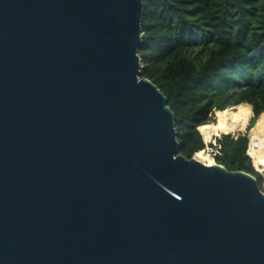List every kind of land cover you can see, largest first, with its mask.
<instances>
[{"label":"water","instance_id":"obj_1","mask_svg":"<svg viewBox=\"0 0 264 264\" xmlns=\"http://www.w3.org/2000/svg\"><path fill=\"white\" fill-rule=\"evenodd\" d=\"M143 12L0 0V264H264V193L178 154Z\"/></svg>","mask_w":264,"mask_h":264},{"label":"trees","instance_id":"obj_2","mask_svg":"<svg viewBox=\"0 0 264 264\" xmlns=\"http://www.w3.org/2000/svg\"><path fill=\"white\" fill-rule=\"evenodd\" d=\"M141 76L167 98L178 154L188 160L206 145L199 127L215 111L248 104V131L264 113V0H144ZM248 135L216 140V164L263 179L248 155Z\"/></svg>","mask_w":264,"mask_h":264},{"label":"bare ground","instance_id":"obj_3","mask_svg":"<svg viewBox=\"0 0 264 264\" xmlns=\"http://www.w3.org/2000/svg\"><path fill=\"white\" fill-rule=\"evenodd\" d=\"M252 115L253 109L248 104L233 106L218 112L217 121L199 127V132L206 144L213 143L215 138L221 135L237 137L241 132L248 130ZM251 131L248 155L253 160L255 168L259 172H264V113L260 115ZM194 159L208 167L216 164L206 151H200Z\"/></svg>","mask_w":264,"mask_h":264},{"label":"rangeland","instance_id":"obj_4","mask_svg":"<svg viewBox=\"0 0 264 264\" xmlns=\"http://www.w3.org/2000/svg\"><path fill=\"white\" fill-rule=\"evenodd\" d=\"M217 115H218V111H215L214 114H213V116H212V119H211L210 123H208V124L215 123V122L217 121ZM251 133H252L251 130L248 131V130L246 129L244 132H241L240 134H242V135H246V134H247L248 137H249V139H250ZM200 134H201V133H200ZM238 135H239V134H238ZM201 136H202V135H201ZM223 136H225V135H221V136H219V137H216L213 143H208V144L205 143V140H204V138H203V136H202L203 141H204V143H205V145H206V148H205L204 151H206L207 155H208V156H209L214 162H215V160H214V155H215L216 150L210 148V145H217V144H216V140L222 138ZM194 157H195V156H194ZM252 162H253V160H252ZM215 163H216V162H215ZM253 166H254V164H253ZM254 169H255V171H256L257 173L260 174V176H261L262 179H263V182H262V185H261L260 189H261V191L264 193V172H259V171L255 168V166H254ZM255 179L258 181L257 178H255Z\"/></svg>","mask_w":264,"mask_h":264},{"label":"built area","instance_id":"obj_5","mask_svg":"<svg viewBox=\"0 0 264 264\" xmlns=\"http://www.w3.org/2000/svg\"><path fill=\"white\" fill-rule=\"evenodd\" d=\"M214 146H216V145H214ZM216 154H219V151H218V150H216L215 155H216Z\"/></svg>","mask_w":264,"mask_h":264}]
</instances>
